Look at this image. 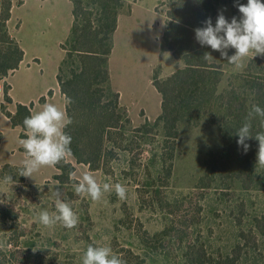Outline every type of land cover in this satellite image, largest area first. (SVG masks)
Segmentation results:
<instances>
[{"label":"rangeland","instance_id":"1","mask_svg":"<svg viewBox=\"0 0 264 264\" xmlns=\"http://www.w3.org/2000/svg\"><path fill=\"white\" fill-rule=\"evenodd\" d=\"M169 1L158 0V19L166 18ZM26 4L22 7L21 0H13L8 24L18 39L33 27L22 13L31 11L35 1ZM219 11L229 20L233 16L231 6L221 3L213 25ZM25 43L37 51L35 44ZM211 54V61L222 62L218 51ZM257 58L264 59L248 60L242 71L225 63L219 89L239 84L247 68L255 75ZM158 65L164 79L184 62L173 55L165 60L163 55L144 65L113 67L132 125L121 124L111 132L105 168L92 170L71 154L67 161L76 169L70 179L52 177L36 184L20 181L15 168L0 166V264H82L89 245L110 246L126 264H264V231L260 228L264 189L240 187L230 170L221 175L212 172L209 156L223 146L224 138L211 114L191 116L182 110L177 137L168 135L163 122L156 124L163 111V96L152 85ZM45 102L39 98L37 104ZM60 172L56 168L55 174ZM84 172H91L101 184L125 185L127 199L119 200L114 191L105 193L99 202L76 195V181L71 177ZM56 187L79 216L78 226L71 230L59 224L48 229L34 219L40 211H54Z\"/></svg>","mask_w":264,"mask_h":264},{"label":"trees","instance_id":"2","mask_svg":"<svg viewBox=\"0 0 264 264\" xmlns=\"http://www.w3.org/2000/svg\"><path fill=\"white\" fill-rule=\"evenodd\" d=\"M23 2V0H21ZM73 3V23L70 33L62 43L65 50L57 78L61 91L67 98V114L72 123L65 131L72 137L71 154L77 162L89 165L92 170L105 168L107 142L113 129L132 125V118L126 105L121 102V93L112 84L110 57L114 48V33L119 15L124 9L132 10L127 0H71ZM246 0H239L244 3ZM236 0H170L166 9V27L160 49L170 51L174 57L182 59L184 66L177 68L166 78L159 76L161 65L154 70L153 84L162 94V113L156 124L163 122L169 136L179 134L178 120L184 116L182 110L191 116L211 114L220 124L224 144L210 154L208 165L213 173L223 174L230 170L233 179L242 188L257 186L264 189V167L256 162L258 141L252 138L245 153L237 145L236 130L242 126L251 105L264 107V59L257 58L259 70L255 75L246 73L239 76L240 82L230 83L219 89L224 75L223 65L227 63L205 61V52H212L208 46H201L195 40L194 29L203 27V21L211 17L212 22L218 6L227 3L233 16L239 17ZM13 0H0V91L2 80L20 67L25 50L19 39L11 32L9 20L12 17ZM232 16V17H233ZM234 49H229L232 55ZM12 86L5 83V100L2 111L14 126L23 129L21 137L26 138L23 124L25 117L33 114L34 102L16 103V111L8 108L14 101L10 94ZM53 95L50 89L40 97L45 102ZM264 131L259 119L252 121V132ZM3 132L0 130V141ZM23 150V148H22ZM13 167L18 172L21 165L6 163L3 168ZM61 170L55 179H70L75 171L72 162L64 161L56 165ZM20 181H26L19 175ZM261 224V225H260ZM260 228L264 231V212L260 218ZM264 233V232H263Z\"/></svg>","mask_w":264,"mask_h":264},{"label":"clouds","instance_id":"3","mask_svg":"<svg viewBox=\"0 0 264 264\" xmlns=\"http://www.w3.org/2000/svg\"><path fill=\"white\" fill-rule=\"evenodd\" d=\"M235 6L240 13L239 19L233 16L227 19L223 11H219L215 25L212 18L203 21V27L194 29L195 40L201 46H208L218 51L221 57L233 67L235 71H242L248 60L257 56L264 57V0H247L246 4L236 0ZM229 49H234L232 55ZM205 61H211V52L203 55ZM165 60L170 54L165 55ZM259 119L264 126V107L253 104L249 108L244 122L235 134L238 136L237 145L246 153L250 147L246 141L255 138L258 141L257 160L259 166L264 167V131L253 134L252 121ZM72 123V118L67 112L56 104L46 103L42 110L25 117L23 124L27 130L26 138L18 141L23 148L25 157L22 161L19 175L33 178L44 167H55L66 161L71 155L72 137L65 131ZM74 181V193L81 197H88L93 202L103 199L105 193L115 192L119 200L127 199L128 189L125 185L116 183H103L97 181L91 172L82 175L75 174L71 177ZM11 179V178H9ZM54 211H40L35 221L45 228L53 229L57 224L73 229L78 226L79 216L73 207L65 201L59 187L53 193ZM82 264H126L115 255L110 246L89 245L82 256Z\"/></svg>","mask_w":264,"mask_h":264},{"label":"crops","instance_id":"4","mask_svg":"<svg viewBox=\"0 0 264 264\" xmlns=\"http://www.w3.org/2000/svg\"><path fill=\"white\" fill-rule=\"evenodd\" d=\"M34 1L35 4L32 5L31 11L28 8L22 13L33 25L26 35L23 31L19 39L25 50L24 59L20 67L11 71L1 82L0 130L3 132V137L0 141V166L6 163L21 165L25 157L24 150L18 143L20 139H24L21 137L23 128L20 125L14 126L11 119L1 109V104L5 100V83L12 86L10 94L14 101L8 105L12 112L16 111L17 102H34L33 114L42 110L46 103H55L67 112V98L61 91L57 74L64 57L62 43L68 37L73 23V3L71 0ZM127 1L132 4V10L122 11L119 15L118 26L114 33V48L110 57L114 86L116 83L113 78V67L144 65L150 59L157 60L164 54H170L160 49L166 18L162 14L163 18L158 19L156 10L158 0ZM26 2L27 0H23L22 7L27 6ZM25 42L35 44L37 51H31ZM145 48L149 52H142ZM151 48L155 50L151 51ZM172 55L171 53L170 58ZM152 85L155 87L154 84ZM50 89L53 90V95L38 106V99L46 95ZM117 89L123 98V91L118 85ZM46 168V172L41 168L34 173L33 178L25 177L26 182L37 184L50 180L56 173L57 167Z\"/></svg>","mask_w":264,"mask_h":264}]
</instances>
